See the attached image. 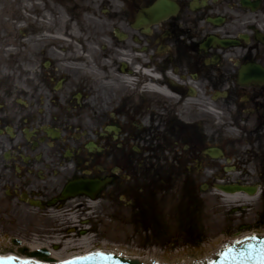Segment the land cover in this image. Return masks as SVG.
Segmentation results:
<instances>
[{
  "label": "flooded vegetation",
  "instance_id": "af4514ba",
  "mask_svg": "<svg viewBox=\"0 0 264 264\" xmlns=\"http://www.w3.org/2000/svg\"><path fill=\"white\" fill-rule=\"evenodd\" d=\"M155 1L66 0L63 15L25 28L18 3L0 0V58L16 53L0 68L18 73L0 70V147L13 153L0 157V177L45 170L50 195L70 179H107L98 197L113 216L161 206L160 224L165 197L217 181L259 185L264 202V83L238 79L240 65H264V16L224 13L217 28L176 0L179 12L155 22L141 13ZM246 32L239 48L207 42Z\"/></svg>",
  "mask_w": 264,
  "mask_h": 264
},
{
  "label": "rangeland",
  "instance_id": "374dc122",
  "mask_svg": "<svg viewBox=\"0 0 264 264\" xmlns=\"http://www.w3.org/2000/svg\"><path fill=\"white\" fill-rule=\"evenodd\" d=\"M58 9L59 11H63V8L61 7H58ZM220 197L221 196L215 198L213 195L206 197L205 208L202 211V221H199L202 243H200L198 247L192 248L190 246H184L182 248L179 247L177 249H173L168 246L165 250L155 249L156 252H165V256L169 260L174 259V257L177 256V253L181 251L183 252L184 250L185 253L192 252L196 257L204 256L211 252L224 240L232 239V237L236 236V234L242 233L247 231L249 228L254 227L253 225L255 224L254 219L256 210L253 209L252 206L248 209L242 208V211H236L233 210L237 204L236 201H233L230 198L223 199ZM10 214L11 213L8 214L9 217ZM79 216L80 212L74 210L71 211L69 216L62 215L59 217H51L43 212L40 213L38 211L31 210L25 211L19 215L15 221H12L14 217H10V220L8 219L6 221L5 219L2 220L0 217V229H2L3 235H14L21 238L25 242H32L35 239L44 242L45 244L52 243L51 241H62V243L58 246L60 252L63 251L64 247L67 249L71 244L76 245V249H83L85 245L101 242L102 239L107 238V241L109 240V242L129 247L128 249L130 252L140 251L138 248V245L141 246L140 243L132 240L123 242L119 239H114L110 234L108 235V233L103 232V226H101L102 229L97 232V236L99 237L97 239L93 234L77 237V234L73 233V228H77V217ZM97 226L99 227L100 225L94 223L93 228H98ZM110 228L111 229L108 230V232L114 230L113 226ZM121 228L124 231V237L128 236L126 237L127 239L132 237L130 236L131 233L138 232L136 228L130 225H123ZM113 233L116 235L115 232ZM66 242H68L69 245H66ZM73 249L75 248H72L71 250ZM150 249L152 248H145V250ZM163 253L159 255L163 256Z\"/></svg>",
  "mask_w": 264,
  "mask_h": 264
},
{
  "label": "water",
  "instance_id": "95a60500",
  "mask_svg": "<svg viewBox=\"0 0 264 264\" xmlns=\"http://www.w3.org/2000/svg\"><path fill=\"white\" fill-rule=\"evenodd\" d=\"M76 190H77L76 186L71 189V191H76ZM240 241H245V243L235 242L233 245L230 246L231 248L235 249L236 256L238 257L236 260H232L230 262L225 261L223 257L220 255L219 257H217L215 260L211 261L208 264H264V261L260 259V248L261 246H264V238L249 237V238L242 239ZM30 250L33 251V249H30ZM37 255L43 256V255H46V252H39L37 253ZM115 259L116 261L119 262V264H140L137 261H132L130 259L128 260L123 257L115 256ZM73 261H75L76 264H97L96 260H82L81 258L72 260L70 262H65L62 264H71V262ZM184 263L191 264L192 262L187 261ZM39 264H42V263H39Z\"/></svg>",
  "mask_w": 264,
  "mask_h": 264
},
{
  "label": "snow or ice",
  "instance_id": "6c2138e0",
  "mask_svg": "<svg viewBox=\"0 0 264 264\" xmlns=\"http://www.w3.org/2000/svg\"><path fill=\"white\" fill-rule=\"evenodd\" d=\"M237 243H245V241H237ZM220 255L225 261L229 262L238 258L235 249L231 247H226L225 251L221 252ZM81 259L96 260L97 264H119L113 254L104 252L91 253L88 257ZM260 259L264 261V246L260 248ZM0 264H39V262L34 259H26L17 256H0ZM71 264H76V262L73 261Z\"/></svg>",
  "mask_w": 264,
  "mask_h": 264
},
{
  "label": "bare ground",
  "instance_id": "6f19581e",
  "mask_svg": "<svg viewBox=\"0 0 264 264\" xmlns=\"http://www.w3.org/2000/svg\"><path fill=\"white\" fill-rule=\"evenodd\" d=\"M240 195H234V196H231V197H236V198H239ZM41 245H32L30 249H37L39 248ZM6 251H9V250H6ZM14 252H17L16 250H13ZM51 254H53V252H50ZM75 253V252H74ZM54 255V254H53Z\"/></svg>",
  "mask_w": 264,
  "mask_h": 264
}]
</instances>
